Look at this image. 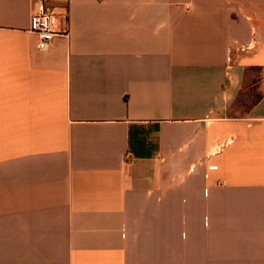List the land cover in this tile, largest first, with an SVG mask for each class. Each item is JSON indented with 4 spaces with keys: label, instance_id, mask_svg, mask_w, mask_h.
I'll return each mask as SVG.
<instances>
[{
    "label": "crops",
    "instance_id": "crops-1",
    "mask_svg": "<svg viewBox=\"0 0 264 264\" xmlns=\"http://www.w3.org/2000/svg\"><path fill=\"white\" fill-rule=\"evenodd\" d=\"M0 264H264V0H0Z\"/></svg>",
    "mask_w": 264,
    "mask_h": 264
},
{
    "label": "built area",
    "instance_id": "built-area-1",
    "mask_svg": "<svg viewBox=\"0 0 264 264\" xmlns=\"http://www.w3.org/2000/svg\"><path fill=\"white\" fill-rule=\"evenodd\" d=\"M59 18L48 5L31 16L30 31L38 37V49L45 51L57 35L68 37L69 32L59 33Z\"/></svg>",
    "mask_w": 264,
    "mask_h": 264
},
{
    "label": "rangeland",
    "instance_id": "rangeland-1",
    "mask_svg": "<svg viewBox=\"0 0 264 264\" xmlns=\"http://www.w3.org/2000/svg\"><path fill=\"white\" fill-rule=\"evenodd\" d=\"M261 93L257 91V86L250 82H245L240 90V95L236 103V114H247L252 109L259 99Z\"/></svg>",
    "mask_w": 264,
    "mask_h": 264
}]
</instances>
